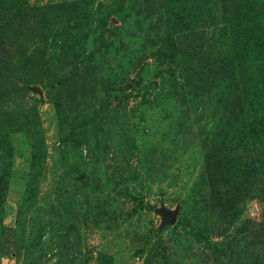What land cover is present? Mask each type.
<instances>
[{
    "label": "rangeland",
    "instance_id": "obj_1",
    "mask_svg": "<svg viewBox=\"0 0 264 264\" xmlns=\"http://www.w3.org/2000/svg\"><path fill=\"white\" fill-rule=\"evenodd\" d=\"M0 264H264V0H0Z\"/></svg>",
    "mask_w": 264,
    "mask_h": 264
},
{
    "label": "water",
    "instance_id": "obj_2",
    "mask_svg": "<svg viewBox=\"0 0 264 264\" xmlns=\"http://www.w3.org/2000/svg\"><path fill=\"white\" fill-rule=\"evenodd\" d=\"M166 223L174 224L175 223V215L173 213H168L166 216Z\"/></svg>",
    "mask_w": 264,
    "mask_h": 264
}]
</instances>
